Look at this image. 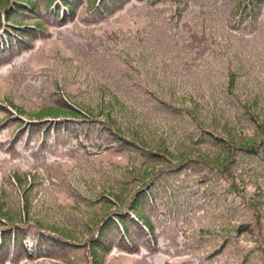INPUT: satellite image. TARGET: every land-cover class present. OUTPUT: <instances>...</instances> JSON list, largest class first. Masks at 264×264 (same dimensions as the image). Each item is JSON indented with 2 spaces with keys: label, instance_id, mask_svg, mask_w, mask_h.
I'll return each mask as SVG.
<instances>
[{
  "label": "trees",
  "instance_id": "obj_1",
  "mask_svg": "<svg viewBox=\"0 0 264 264\" xmlns=\"http://www.w3.org/2000/svg\"><path fill=\"white\" fill-rule=\"evenodd\" d=\"M0 264H264V0H0Z\"/></svg>",
  "mask_w": 264,
  "mask_h": 264
},
{
  "label": "rangeland",
  "instance_id": "obj_2",
  "mask_svg": "<svg viewBox=\"0 0 264 264\" xmlns=\"http://www.w3.org/2000/svg\"><path fill=\"white\" fill-rule=\"evenodd\" d=\"M186 29L191 32V29L189 26L186 27ZM194 40H195V43H196V47H197V51L198 52H203L206 47L204 46V43L202 42V40H200V38H197L196 36H194Z\"/></svg>",
  "mask_w": 264,
  "mask_h": 264
}]
</instances>
